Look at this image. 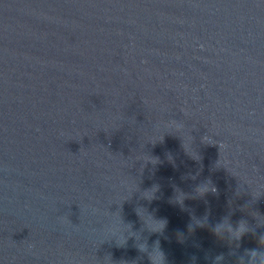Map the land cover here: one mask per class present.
I'll return each mask as SVG.
<instances>
[{
	"label": "water",
	"instance_id": "water-1",
	"mask_svg": "<svg viewBox=\"0 0 264 264\" xmlns=\"http://www.w3.org/2000/svg\"><path fill=\"white\" fill-rule=\"evenodd\" d=\"M0 264H264V0H0Z\"/></svg>",
	"mask_w": 264,
	"mask_h": 264
},
{
	"label": "clouds",
	"instance_id": "clouds-1",
	"mask_svg": "<svg viewBox=\"0 0 264 264\" xmlns=\"http://www.w3.org/2000/svg\"><path fill=\"white\" fill-rule=\"evenodd\" d=\"M221 225H223V224H221ZM217 229V228H216ZM227 230L225 229V232H226ZM239 232H240V234L241 233H243L244 231H246V227H245V225H243V224H241V227H240V229L238 230ZM159 251V250H158ZM255 253V252H254ZM262 253H260L259 255H261Z\"/></svg>",
	"mask_w": 264,
	"mask_h": 264
}]
</instances>
